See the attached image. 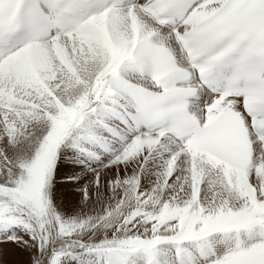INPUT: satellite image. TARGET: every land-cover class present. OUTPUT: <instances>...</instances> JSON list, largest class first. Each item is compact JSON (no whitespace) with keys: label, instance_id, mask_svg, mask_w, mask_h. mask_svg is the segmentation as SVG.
<instances>
[{"label":"snow or ice","instance_id":"obj_1","mask_svg":"<svg viewBox=\"0 0 264 264\" xmlns=\"http://www.w3.org/2000/svg\"><path fill=\"white\" fill-rule=\"evenodd\" d=\"M0 264H264V0H0Z\"/></svg>","mask_w":264,"mask_h":264}]
</instances>
